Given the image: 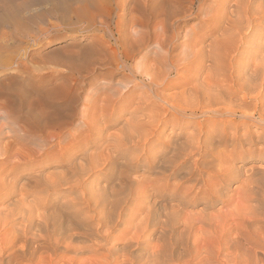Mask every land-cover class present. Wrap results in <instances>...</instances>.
Listing matches in <instances>:
<instances>
[{
	"label": "bare ground",
	"instance_id": "6f19581e",
	"mask_svg": "<svg viewBox=\"0 0 264 264\" xmlns=\"http://www.w3.org/2000/svg\"><path fill=\"white\" fill-rule=\"evenodd\" d=\"M206 1L132 0V19L121 14L114 42L98 46L101 58L83 66L86 74L106 66L78 82L87 90L73 77L57 93L62 102L39 98L11 120L12 129L0 130V194L16 190L20 197L0 207V264H43L48 255L53 264L68 253L73 257L61 264H264V227L254 223L264 218V200L250 206L252 193L235 192L233 205L222 201L240 172L235 158L257 146L238 126L264 125V28L256 27L264 0H229V10ZM82 10L93 17L99 7L88 2ZM197 17L198 27L185 30ZM115 72L123 75L113 80ZM169 89L176 92L163 94ZM168 126L178 136L160 139ZM3 140L32 143L39 162L54 170L33 173L26 150L9 151ZM140 163L147 175L134 179L129 170ZM172 179L177 184L162 204ZM217 199L232 205L221 222L236 226L217 245L193 239L198 229L215 228L213 218L197 221L186 210L202 203L204 212ZM83 251L88 257L80 261Z\"/></svg>",
	"mask_w": 264,
	"mask_h": 264
},
{
	"label": "rangeland",
	"instance_id": "374dc122",
	"mask_svg": "<svg viewBox=\"0 0 264 264\" xmlns=\"http://www.w3.org/2000/svg\"><path fill=\"white\" fill-rule=\"evenodd\" d=\"M88 2H94L98 5L100 11L98 10L95 12L97 15L91 17L88 12H82L83 5ZM234 3V1L229 2V0H216L214 2V7H224L225 9L228 7L227 10H229V7L232 8ZM207 4L211 5V0H207L205 2V6ZM132 5V0H0V125L2 126H0V130L7 132L10 130V128L12 129L13 126L8 128V126L11 125V120L18 121L16 116L23 114L24 108L29 106L34 107L36 101L39 98H43L44 100L51 103L62 102L61 99H59L60 97H58L57 93L63 91L66 88L68 85V82L66 81L70 80L71 78L75 77L73 79H76L79 77V79H77V84H79L78 82L86 83L87 80L84 79L85 76H90L92 74L100 75V73H104L102 68H106V66L104 67L103 65H95L94 69L87 74L86 72L88 69H84L83 66L90 60L98 61L101 58V55L98 52H94L98 46L109 45L114 42L113 39H115L114 35L119 22L118 18L121 14L126 13L124 14V22L129 21L130 17L132 19ZM106 9L108 10L106 11ZM103 11L108 13H104ZM199 20L200 17L188 19L185 23V30L197 28ZM262 25L264 26V20L257 21L256 27H260L259 30L264 28ZM183 35L184 32H181L177 42L182 40ZM93 52L95 53L94 55H92ZM81 73L82 75H79ZM122 75L123 73L115 72L111 75V77L113 80H116ZM176 77L177 76H175L173 79H170L171 82H176ZM78 86L80 87V91L87 90V87H84L81 84ZM173 91L176 92L174 89L163 91L164 93L162 91L159 92L163 94H169L173 93ZM141 92L142 91L140 89L136 90L132 94V97L135 98ZM126 118H128V116L124 115L123 119L125 120ZM4 120L6 123H10L7 125L6 123L4 124ZM232 122L235 125V121ZM17 124L21 125L20 122H17ZM121 124L122 122L117 125L118 127H114L113 130L110 129L111 132L117 130ZM170 130L171 129L168 126L161 134V137L159 136L160 139L168 140L166 138L171 134L173 138H175L176 135L178 136L177 131L174 130L172 132ZM245 131L253 134V140L256 139L257 146L256 148L253 147V150L247 153L242 160L235 158L233 163H235V166H240V172L234 180L230 181L229 184L224 186L222 190L224 199H222V201L229 198V203L232 204V196L235 195V192L240 196L241 194L250 192L254 197L251 199V201H249L248 205L258 206L262 200H264V155L262 156L260 154V152L263 151L262 148L264 146V125H251L249 127H245L244 125L238 126V134H242ZM183 140L184 137L181 136L178 137L176 141L180 143ZM3 141L4 142L1 143V146L8 144L7 140ZM78 141L79 137H76V139L70 140L69 144ZM30 144V146H24V148L22 145L21 147H16L19 144L11 143L8 144L9 147L7 148L9 151L11 150L10 146L12 150L16 148L26 150L25 153L29 157L27 159L28 162L33 161L31 162L33 165V173H38L41 175L44 173V175L52 173L54 167L52 165L48 166L50 162L45 160L43 162H39L42 157L38 158V155L32 151L34 145L32 143ZM151 148H153V145ZM228 150L230 156V145L229 149L224 151V155L225 153L226 155L228 154ZM27 160L23 162L26 163ZM251 164L253 166V171L248 170V167L251 166ZM143 168L145 169L143 163H140L136 166V168H131L129 173L131 172L130 175L134 176V179L138 178V176H146L147 174H145V170ZM103 178L104 176L100 174V186L105 184V178ZM172 180L169 181L170 184L169 189L167 190L168 193L166 192L162 194V204H168V199L170 196L169 194L177 184V179ZM9 192L0 194L1 208L9 207L8 205L12 206L11 204L14 205L19 202V193L16 190ZM43 194L45 193H41L42 196ZM34 197H36V195L31 193V195L27 197V200L30 201ZM220 200L221 199H217L214 206H212L210 209L204 210V212L201 210L204 205L202 203H199L198 205L186 210V212L188 211L187 214L189 216H191L193 219L196 218L195 220H197L198 217L199 220L201 216H207L210 219H214H212V222L214 223L213 226L215 228L212 227L210 230L202 227V229H198L194 233L195 235L193 239H198L200 241L201 239L206 238L207 241L217 245L222 242V237L224 239L225 236H229L230 228L232 226H236V224L232 225L234 223L231 224L230 222L227 223L226 221L221 222L220 219L224 215L223 212H227L229 210L228 208H231L233 204L226 205ZM262 210L264 211V206ZM218 219L220 221H218ZM254 223L253 224L255 226L262 228L264 227V218L257 220ZM227 232L229 233L226 234ZM171 236L173 238L172 243H174V239H176L178 236L173 234ZM1 238L2 239H0V242H3V237ZM182 245L183 243H178L177 248L180 249ZM1 247L2 244L0 245V248ZM87 253V251H83V253H81L82 259H80V261L86 260L84 257H88ZM139 253L140 252L137 251L133 254L138 257L141 255V253ZM49 256L50 255L46 257L50 258ZM71 256L73 257L72 254L68 253L64 256H61L59 260L61 261L62 259L63 262L61 261V263H64L65 260L71 259ZM32 260H24L21 263L42 264L38 258L31 262ZM36 260L39 262L37 263ZM44 260L42 259L43 264H45L46 261ZM48 260L50 263V259ZM59 260L53 262V264H61ZM91 260L100 262L99 258H92ZM76 263L78 264L79 262Z\"/></svg>",
	"mask_w": 264,
	"mask_h": 264
}]
</instances>
